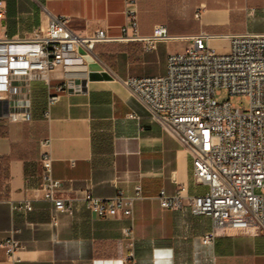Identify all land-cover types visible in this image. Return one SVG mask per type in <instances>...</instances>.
<instances>
[{"label":"crops","instance_id":"1","mask_svg":"<svg viewBox=\"0 0 264 264\" xmlns=\"http://www.w3.org/2000/svg\"><path fill=\"white\" fill-rule=\"evenodd\" d=\"M4 17L0 36H23L44 28L49 15L68 17V27L79 35L104 30L112 40L97 43L94 53L111 78L89 80L86 65L68 68L64 77L72 88L51 107L50 121L42 117L48 92L62 73L51 75L48 88L40 78L29 83L31 120L9 122L3 117L7 101H0V264H264V234L222 233L211 245L200 238L211 230V219L183 211L163 210L157 194H172L178 186L194 196L206 187L191 177L187 151L136 99L124 80L131 76L164 74L166 58L156 65L154 52L141 41H120L126 0H1ZM137 32L151 35L164 25L174 41H188L201 32L210 48L228 50L229 36L264 33V0H133ZM199 14L197 18L195 15ZM240 20L238 29L220 30ZM16 100L27 96V84L16 81ZM12 103V101H11ZM51 137L52 175L62 181L61 195L81 198L89 191L108 198L120 188L133 192L142 184V199L135 201L133 217L121 214L100 218L81 200L72 214L57 213L39 193L40 138ZM28 201L30 211H13L11 204ZM131 227L132 239L124 228ZM16 239L21 248L16 261L7 259L2 244ZM129 252L133 258L128 259Z\"/></svg>","mask_w":264,"mask_h":264},{"label":"built area","instance_id":"2","mask_svg":"<svg viewBox=\"0 0 264 264\" xmlns=\"http://www.w3.org/2000/svg\"><path fill=\"white\" fill-rule=\"evenodd\" d=\"M133 0L125 1L126 22L120 27V41H141L150 51L157 42L180 39L170 36L164 25L153 27L149 36L137 32ZM0 0V20L4 17ZM197 18L199 14L195 15ZM68 17L49 15L44 28L34 29L23 36H0V101H7L3 117L9 122L31 120L29 83L36 78L46 82L53 73H62L61 81L48 92L42 117L49 122L50 109L72 82L63 75L77 65L100 61L94 53L97 43L112 40L104 30L91 35H79L68 25ZM209 35L193 36L186 51L170 53L164 74L131 76L123 82L159 125L187 151L191 160V177L195 184L206 187L198 195L188 196L178 186L169 194L160 189L157 194L163 210L183 211L211 219V230L200 241L211 245L222 233L264 234V33L243 32L229 36L228 50L218 53L209 47ZM80 50L83 53H80ZM27 84V96L16 100V81ZM227 89L230 99L218 102L216 95ZM244 97L248 106L231 103L232 98ZM12 101V103H11ZM41 186L39 193L52 204L57 213L72 214L79 198L61 195L62 181L52 175L51 137L39 139ZM142 199V184L134 181L133 192L117 188L113 196L100 198L89 191L79 199L85 208L100 218L119 214L133 217L135 201ZM13 211H30L31 204H11ZM124 235L132 239L131 227ZM7 259L16 261L21 248L13 237L2 244ZM129 260L133 252H129Z\"/></svg>","mask_w":264,"mask_h":264},{"label":"rangeland","instance_id":"3","mask_svg":"<svg viewBox=\"0 0 264 264\" xmlns=\"http://www.w3.org/2000/svg\"><path fill=\"white\" fill-rule=\"evenodd\" d=\"M240 22L241 21L238 19H233L231 26H220L219 29L223 31L228 30V29H231V30L238 29ZM190 47L191 45L188 41H173L172 43L161 44L159 46V50H156L154 52V56L157 61L156 65H159V62L165 59V56L168 50H171L172 52L177 53V52L186 51ZM215 99L218 102H222V101L230 99L228 90L221 89L220 94L216 95ZM231 103H233L236 106L242 107V108H246L248 106V102L244 97H240V98L234 97L231 99Z\"/></svg>","mask_w":264,"mask_h":264},{"label":"water","instance_id":"4","mask_svg":"<svg viewBox=\"0 0 264 264\" xmlns=\"http://www.w3.org/2000/svg\"><path fill=\"white\" fill-rule=\"evenodd\" d=\"M80 53H83V51L80 50ZM86 60L88 64L86 66L85 72L89 80H103L111 78V76L106 71H104L98 63L93 62L90 57H86Z\"/></svg>","mask_w":264,"mask_h":264}]
</instances>
